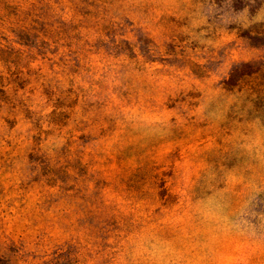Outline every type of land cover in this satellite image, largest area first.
<instances>
[{"label": "rangeland", "instance_id": "obj_1", "mask_svg": "<svg viewBox=\"0 0 264 264\" xmlns=\"http://www.w3.org/2000/svg\"><path fill=\"white\" fill-rule=\"evenodd\" d=\"M0 264H264V0H0Z\"/></svg>", "mask_w": 264, "mask_h": 264}, {"label": "trees", "instance_id": "obj_2", "mask_svg": "<svg viewBox=\"0 0 264 264\" xmlns=\"http://www.w3.org/2000/svg\"><path fill=\"white\" fill-rule=\"evenodd\" d=\"M248 1L250 0H232V2H234L238 8L245 6ZM252 1H256V0H252Z\"/></svg>", "mask_w": 264, "mask_h": 264}]
</instances>
